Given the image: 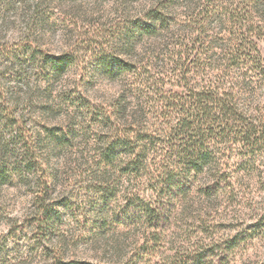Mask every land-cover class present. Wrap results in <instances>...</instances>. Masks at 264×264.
Returning a JSON list of instances; mask_svg holds the SVG:
<instances>
[{
	"label": "rangeland",
	"instance_id": "1",
	"mask_svg": "<svg viewBox=\"0 0 264 264\" xmlns=\"http://www.w3.org/2000/svg\"><path fill=\"white\" fill-rule=\"evenodd\" d=\"M0 8V55L68 61L61 74L31 64V89L0 97L18 101L38 161L0 107V264H54L51 248L62 264H264V0ZM12 67L0 62L1 91L17 88ZM215 90L235 114L205 126L197 170L176 125L193 93ZM120 139L133 145L107 162ZM40 165L61 211L48 240L32 227Z\"/></svg>",
	"mask_w": 264,
	"mask_h": 264
},
{
	"label": "trees",
	"instance_id": "2",
	"mask_svg": "<svg viewBox=\"0 0 264 264\" xmlns=\"http://www.w3.org/2000/svg\"><path fill=\"white\" fill-rule=\"evenodd\" d=\"M1 9L2 8H0V15ZM8 9L9 8H7L6 10ZM156 16L149 18L148 23L144 24V32H152V30L155 28V19L159 18V16ZM5 21V19L0 17V29L2 28ZM24 52L25 53L0 55L1 64L6 65V67L10 65L13 66L11 72H14V68L17 66V64L20 66V70L15 71V75H17V77L15 78L18 81L16 86L17 88L12 89L11 87H7L5 91L0 90V97L5 93L6 95L12 96L17 90H20V92H27L31 89L30 73L28 72V69L33 63L34 67H38V70L41 73L43 71H49V73L58 72L61 74L66 70L68 61L66 56L64 55L59 56L40 52L41 55L37 58V53L35 52V50ZM232 56L233 59L236 58L235 55ZM124 64L126 65V63ZM216 90L212 93H193L190 97V106H188V103L185 102L182 110H180L181 116L178 118L176 125L179 130V139L181 140L183 145V150L181 151L183 154L182 156L184 159L189 161L197 170L203 166L208 156L205 146L206 141L203 139L204 132L207 131L206 127L209 128L210 126H213L215 122L218 123L223 114L229 116L230 114L231 116L235 114L233 108H231V106L228 104V101L223 100L220 96V93H218V91ZM15 104L18 105V101L15 102ZM16 105H13V107H10L9 105L6 107L0 106L2 108V114H4L2 116L6 121L10 122L11 125H14V127L17 128V137H20L19 139L21 141L20 149L23 150V154L31 155L28 161L36 163L38 161L35 160V151H33L32 149V137L28 138L26 135L28 132V130L26 129L28 123L25 118V114L24 112L18 110ZM251 131H255V129L252 127H248L247 133L251 135L253 133ZM247 138H250V136ZM132 145V142H126L122 139L118 140L112 145L109 150L105 151V153L103 154L105 158L104 160L109 163L114 162V158L118 156L119 150H121V148L125 147L129 149ZM33 154L34 156L32 157ZM4 167L5 166L2 165V168ZM40 168L43 172V181L41 182V185L34 197L36 215L33 218L32 227L36 231V236L39 237L40 240H48L52 239L53 237L51 236H54L57 232V221L60 218L61 211L58 207L55 206L56 203L54 204V202L51 200V186L49 180L46 179V174L43 171L41 165ZM1 175H5V173L3 172L1 173ZM51 250L54 252V264H62L61 254L56 253L52 248Z\"/></svg>",
	"mask_w": 264,
	"mask_h": 264
}]
</instances>
